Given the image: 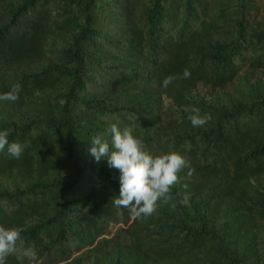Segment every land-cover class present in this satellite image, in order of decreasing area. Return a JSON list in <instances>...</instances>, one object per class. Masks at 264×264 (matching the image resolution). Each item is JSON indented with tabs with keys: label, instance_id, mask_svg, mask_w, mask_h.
I'll use <instances>...</instances> for the list:
<instances>
[{
	"label": "trees",
	"instance_id": "16d2710c",
	"mask_svg": "<svg viewBox=\"0 0 264 264\" xmlns=\"http://www.w3.org/2000/svg\"><path fill=\"white\" fill-rule=\"evenodd\" d=\"M15 84L6 264H264V0H0V93ZM113 123L192 168L149 216L113 204L119 170L88 151Z\"/></svg>",
	"mask_w": 264,
	"mask_h": 264
},
{
	"label": "clouds",
	"instance_id": "9594fccd",
	"mask_svg": "<svg viewBox=\"0 0 264 264\" xmlns=\"http://www.w3.org/2000/svg\"><path fill=\"white\" fill-rule=\"evenodd\" d=\"M190 72L185 69L182 76L169 75L164 77L161 86L167 88L175 79L188 78ZM20 85L15 84L9 91L0 93V102H15L19 98ZM184 113L191 125L201 127L210 116L201 115L195 106H185ZM111 141L102 135H95L89 143L90 155L99 162L105 158L109 167L119 170V192L114 196L113 204L119 208L130 209L136 218L149 216L156 210L157 201L164 197L170 187L176 183L182 169L192 168L189 161L180 153L169 151L153 155L145 149L141 139L134 136L130 128L121 129L118 124L109 126ZM11 130L0 128V152L6 151L12 158L18 159L26 145L10 141ZM22 228L0 225V264H6V257L14 252L21 239ZM35 259L34 253H27Z\"/></svg>",
	"mask_w": 264,
	"mask_h": 264
},
{
	"label": "rangeland",
	"instance_id": "374dc122",
	"mask_svg": "<svg viewBox=\"0 0 264 264\" xmlns=\"http://www.w3.org/2000/svg\"><path fill=\"white\" fill-rule=\"evenodd\" d=\"M203 92H204V94H206V95H210V94L213 92V90H212L211 87H209V86H204V87H203ZM167 101H168V100H167ZM177 176H178V178H181V177H179V176H181V174L177 173ZM177 180H179V179H177Z\"/></svg>",
	"mask_w": 264,
	"mask_h": 264
}]
</instances>
